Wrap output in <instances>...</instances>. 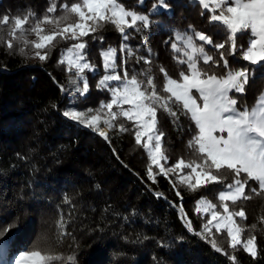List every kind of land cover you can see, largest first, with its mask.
Here are the masks:
<instances>
[{
	"label": "trees",
	"instance_id": "trees-1",
	"mask_svg": "<svg viewBox=\"0 0 264 264\" xmlns=\"http://www.w3.org/2000/svg\"><path fill=\"white\" fill-rule=\"evenodd\" d=\"M73 2L77 0H55L58 10L52 15L62 14L59 5ZM157 2L120 0L127 9L149 14L151 21L147 29H128L127 41L110 23L83 38L87 43L85 60L95 66L94 71L83 73L89 85L84 95L76 91L77 87L82 88L81 80L77 78L75 85L70 83V77L76 78L75 71L68 72L66 65L58 63L61 51L75 41L56 42L44 62L35 58L31 49L20 54L18 48L22 45L9 51L0 43V230L10 229L0 264H14V257L34 247L65 257L74 254L75 264H233L230 256H235V264H264V194H252L250 200L235 204L228 202L230 211L244 210L247 219H236L246 229L242 239L256 236V257L240 246L230 248L226 231L216 233L213 228L209 239L215 238L224 250L217 252L208 240L195 234L209 218L198 214L195 208L203 197L217 204V210L222 212L218 200L219 191L224 189L222 184L192 191L178 182L176 173L168 177L157 175L153 183L147 176L149 158L135 143L133 122L119 117L114 122L117 127L108 129L109 139H105L92 128L63 115L70 108L85 112L92 109L89 115H93L101 102L110 100V92L97 87L106 74L102 50L117 49L115 71L119 74L126 70L131 76L151 69L161 86L160 66L173 78L185 67L173 59L180 56L170 47L173 30L191 34L189 26H193L221 42L222 36L218 37L217 29L209 25L207 11L194 0H166L168 9L161 7L153 13ZM49 4L50 0H0V18L5 14L23 16L29 11L41 17ZM74 20L72 17L68 22ZM44 27L51 29L50 25ZM0 31L6 33L7 27ZM28 39L35 36L29 35ZM239 43L246 45V37L239 38ZM122 44L134 54L121 53ZM206 49L218 58L212 46ZM140 57L150 59L151 65ZM228 59L231 67L246 65L253 73L245 92L234 94L238 107L251 106L264 91V64L249 65L242 60L236 63L231 56ZM120 124L130 130L120 132ZM100 128L106 126L101 123ZM158 130L164 133L163 150L168 160L162 163L166 167L181 157L186 161L193 158L187 142L194 124L188 116L181 115L173 122V118L158 111ZM158 171L154 167V172ZM220 175L227 177L224 184L231 182L229 173ZM249 184L257 187L255 182ZM246 192L250 193V189L246 188ZM180 205L193 231L181 218ZM61 218L64 229L58 227ZM253 224L255 229L251 228ZM60 231L70 235L58 241Z\"/></svg>",
	"mask_w": 264,
	"mask_h": 264
},
{
	"label": "snow or ice",
	"instance_id": "snow-or-ice-1",
	"mask_svg": "<svg viewBox=\"0 0 264 264\" xmlns=\"http://www.w3.org/2000/svg\"><path fill=\"white\" fill-rule=\"evenodd\" d=\"M194 2L207 11L209 25L217 29L218 37L222 36L221 42L214 41L211 35L203 31H196L193 26H189L191 34L173 30L170 47L174 53H180V56H173V59L185 67L177 78H173L160 66L158 71L163 76L161 86L157 85L151 69L131 76L126 70L123 75L119 74L115 71L117 49L109 47L102 50L106 74L98 81L97 87L107 89L110 100L101 102L93 115H89L93 112L92 109L85 112L74 108L65 110L63 115L92 128L105 139H109V136L107 131L101 130V123L111 130L117 127L114 122L119 117L133 122L135 143L145 150L149 158L147 176L153 183L156 182L157 175L168 177L170 173H176L178 182L192 191L209 184H222L224 190L218 193L222 212L217 210V204L203 197L196 202L195 211L207 214L209 218L202 230L195 234L208 240L217 252H222L224 250L218 246L215 238L209 237H213V228L216 233L226 231L230 248L235 250L240 246L255 258L256 236L250 235L246 240L242 239L246 229L236 219L246 220V214L243 209L230 211L228 202L235 204L250 200L252 194H264V92L256 97L251 106L238 107L234 94L245 92L253 73L246 65L231 67L228 56L233 57L236 63L242 60L249 65L264 64V0ZM138 3L142 4L143 0H138ZM161 7L168 9L166 0H158L153 5L152 12H157ZM59 8L62 14L52 15L58 8L55 0H50L49 7L41 17H36L31 11L15 17L5 14L0 18V28L7 27V31H0V43L9 51L22 45L18 48L20 54H26V49H31L33 56L44 62L49 59L56 42L75 41L61 51L58 63L66 65L68 72L75 71L76 78L70 77L71 84H77V78L83 82L82 88H76L80 95L89 90L83 73L85 70H95L94 65L85 62L83 53L87 43L83 40L84 37L110 23L123 40L127 41L128 29L140 31L141 27L147 29L151 25L149 14L127 9L120 0H77L71 4L63 3ZM204 14L202 11L201 15ZM72 17L75 20L69 23ZM44 25H50L51 29L46 30ZM29 35H34L35 39H28ZM241 37H246V45L238 44ZM208 45L216 50L218 58L209 54L206 49ZM119 51L126 52L128 56L134 54L126 44H122ZM140 59L145 64L152 63L150 59ZM218 69L222 71L218 73ZM139 76H143V79ZM114 108L116 111H113ZM158 111L173 118V122L179 120L181 115L188 116L192 121L194 131L187 142L192 159L186 161L181 157L171 167L165 166L168 157L163 150L164 133L158 130ZM118 127L120 132L130 130L123 124ZM154 167L159 171L154 172ZM185 169L190 171L185 173ZM222 172L232 176L230 183L224 184L227 177L220 175ZM250 181L255 182L257 187H251ZM246 188L250 189V193L246 192ZM179 195L177 191V196ZM179 211L181 218L185 219L186 227L193 231L183 205L179 206ZM261 222H264V217H261ZM58 227L65 228L63 218L58 221ZM251 228L255 229L256 225H251ZM9 232L10 229L0 230V249H7ZM66 235L70 234L60 231L58 241ZM229 258L235 264V256ZM75 259L74 254L65 257L34 247L14 257V264H75Z\"/></svg>",
	"mask_w": 264,
	"mask_h": 264
},
{
	"label": "rangeland",
	"instance_id": "rangeland-1",
	"mask_svg": "<svg viewBox=\"0 0 264 264\" xmlns=\"http://www.w3.org/2000/svg\"><path fill=\"white\" fill-rule=\"evenodd\" d=\"M85 62H87L86 60H85ZM264 92V91H263ZM103 129V128H102ZM105 129V128H104ZM108 130V129H107ZM109 131V130H108ZM224 190V189H223ZM187 218V217H186ZM188 219V218H187ZM184 222H185V219H184ZM1 251H2V249H0V253H1Z\"/></svg>",
	"mask_w": 264,
	"mask_h": 264
},
{
	"label": "water",
	"instance_id": "water-1",
	"mask_svg": "<svg viewBox=\"0 0 264 264\" xmlns=\"http://www.w3.org/2000/svg\"><path fill=\"white\" fill-rule=\"evenodd\" d=\"M104 129V128H103ZM103 129H101V130H103ZM105 129H107V128H105ZM107 132L109 133V131L107 130Z\"/></svg>",
	"mask_w": 264,
	"mask_h": 264
}]
</instances>
